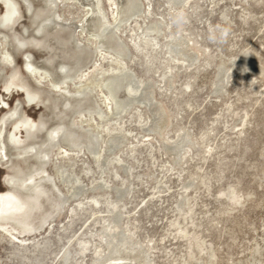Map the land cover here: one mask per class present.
<instances>
[{"label": "rangeland", "instance_id": "obj_1", "mask_svg": "<svg viewBox=\"0 0 264 264\" xmlns=\"http://www.w3.org/2000/svg\"><path fill=\"white\" fill-rule=\"evenodd\" d=\"M10 1L0 264H264V0Z\"/></svg>", "mask_w": 264, "mask_h": 264}, {"label": "bare ground", "instance_id": "obj_2", "mask_svg": "<svg viewBox=\"0 0 264 264\" xmlns=\"http://www.w3.org/2000/svg\"><path fill=\"white\" fill-rule=\"evenodd\" d=\"M4 3V6H5V16H4V22H8V21H11L13 16L15 14V7L14 5L12 4V2L10 0H0ZM92 2V5H88V4H85V6L87 7L86 10L84 11V15L82 16L81 19L77 20V23H81L83 21V19L89 15V16H93V14H95L97 16V18L100 20H98L99 22H102V20L104 21V26H107L108 22L105 20L106 16H105V13L103 11V9L100 7V1L99 0H89ZM108 1V0H107ZM129 4L128 5H132L133 6V3H134V0H129L128 2ZM112 4H115V2H113ZM116 6L111 9V15L113 16V14H115L114 16V19H116L117 15L118 14H121V10H122V0H119V8H118V5L115 4ZM73 6V4H72ZM111 6V5H110ZM114 6V5H113ZM112 7V6H111ZM130 8V7H129ZM77 19V18H76ZM94 19V18H93ZM85 20V19H84ZM92 20V19H91ZM76 21V20H75ZM94 21V20H93ZM86 22V21H85ZM83 34V33H82ZM138 39H140L139 37H137ZM134 42V41H133ZM102 45V44H101ZM134 46L136 47V45L134 44ZM121 52H122V48H120L119 46V49H118V54L121 55ZM106 54V55H105ZM104 53H101L100 54V57L102 58L103 61L107 62V63H114L116 64L117 67H120L123 63H122V59L120 56H107L108 54L105 52ZM2 57H3V60L5 62H10L11 61V57L8 53H4L2 54ZM108 57V58H106ZM26 59V58H25ZM28 59V57H27ZM96 65V62L95 64ZM100 65V64H99ZM26 69L31 73L33 74L34 76H38L39 74V71H36L30 64V62H27L26 63ZM111 69H108V70H104L103 67L99 68V71L100 73H106L108 71H110ZM112 71V70H111ZM99 73V74H100ZM40 78V76H39ZM14 87V86H13ZM16 88V87H15ZM103 88L108 92V94L110 93H113V91L116 90V87L113 85L112 82H108L107 84L105 83L103 85ZM14 89V88H13ZM97 89L99 91V93L102 95L103 97V100H104V105H106V109L108 111L111 112V107H110V102L108 101V98H106V96H103V94H105L103 92V89H102V86H97ZM27 101L28 102H31L34 100V96H31V95H27ZM118 106V110L121 109V105H117ZM52 135L53 134H56L57 133V130H54L51 132ZM57 135V134H56ZM68 135V134H67ZM69 136V135H68ZM69 143V142H68ZM2 151V149H1ZM2 153V152H1ZM63 153L65 154L66 152L63 151ZM94 203H97L96 200H92ZM13 204H14V199L12 196L10 195H5V196H0V214H4V213H8L9 211H11L13 209ZM22 246H25V243L24 242H20ZM116 264H120V263H116Z\"/></svg>", "mask_w": 264, "mask_h": 264}]
</instances>
